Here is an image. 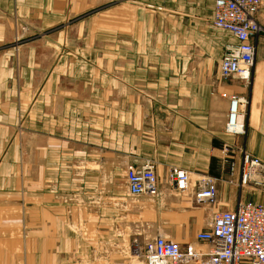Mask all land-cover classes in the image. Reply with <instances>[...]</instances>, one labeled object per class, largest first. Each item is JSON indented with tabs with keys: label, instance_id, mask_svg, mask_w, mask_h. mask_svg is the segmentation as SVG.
I'll return each mask as SVG.
<instances>
[{
	"label": "crops",
	"instance_id": "0c3cea01",
	"mask_svg": "<svg viewBox=\"0 0 264 264\" xmlns=\"http://www.w3.org/2000/svg\"><path fill=\"white\" fill-rule=\"evenodd\" d=\"M261 1L246 82L220 75L236 40L212 25L214 0H0V264H142L158 236L205 250L214 211L264 204ZM244 154L260 182L241 183ZM144 159L157 195L132 198L126 168ZM204 176L214 205L195 200Z\"/></svg>",
	"mask_w": 264,
	"mask_h": 264
},
{
	"label": "built area",
	"instance_id": "2783aa9c",
	"mask_svg": "<svg viewBox=\"0 0 264 264\" xmlns=\"http://www.w3.org/2000/svg\"><path fill=\"white\" fill-rule=\"evenodd\" d=\"M261 0H214L212 25L229 32L236 43L229 45L219 70L223 78L236 77L248 82L254 67L255 47L250 37L261 30L256 16ZM243 99L232 97L226 131L239 133L243 125L235 120L237 104ZM263 168L257 158L244 154L241 164L242 184L257 180ZM168 181L179 192L187 190L190 173L173 167ZM126 185L132 198H154L157 188L155 162L144 159L139 165L129 164L125 173ZM199 204L214 205L217 201L216 180L204 176L194 194ZM193 243H179L158 236L146 243L142 264H264V204L253 200L238 202L233 210L214 211L209 227L196 233Z\"/></svg>",
	"mask_w": 264,
	"mask_h": 264
},
{
	"label": "rangeland",
	"instance_id": "374dc122",
	"mask_svg": "<svg viewBox=\"0 0 264 264\" xmlns=\"http://www.w3.org/2000/svg\"><path fill=\"white\" fill-rule=\"evenodd\" d=\"M257 180L259 181V176H258ZM262 190H263V189H262ZM262 190L259 191V192H257L258 195H259V197H261V199L264 198V191H262ZM251 197H252V196H250L249 198L251 199Z\"/></svg>",
	"mask_w": 264,
	"mask_h": 264
}]
</instances>
